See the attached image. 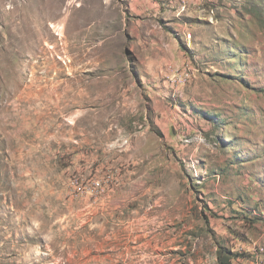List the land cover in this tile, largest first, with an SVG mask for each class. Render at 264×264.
Segmentation results:
<instances>
[{
    "label": "rangeland",
    "instance_id": "374dc122",
    "mask_svg": "<svg viewBox=\"0 0 264 264\" xmlns=\"http://www.w3.org/2000/svg\"><path fill=\"white\" fill-rule=\"evenodd\" d=\"M177 5L0 0V264H219L225 232L261 264L264 163L203 182L171 138L264 160V0Z\"/></svg>",
    "mask_w": 264,
    "mask_h": 264
},
{
    "label": "crops",
    "instance_id": "0c3cea01",
    "mask_svg": "<svg viewBox=\"0 0 264 264\" xmlns=\"http://www.w3.org/2000/svg\"><path fill=\"white\" fill-rule=\"evenodd\" d=\"M146 1L153 4L156 12L160 10L161 15H164L169 10V11H174L175 16H177L181 9L190 6V5H177L178 0H155L153 2H151V0H146ZM171 18L173 19L174 17H171ZM164 20L174 26H177L180 24L177 21L172 22L173 20H171L170 22L168 21L167 18H165ZM176 28L178 30V27ZM192 128H196V125H192V126L177 125L176 129L173 131L174 136L173 138H171V141L175 140L174 146L177 147V150L184 152L185 149H183L179 140H181V137H184L185 133L189 134V136L186 137L187 140L191 141L188 145H186L189 147L188 153H187L188 158L186 161L183 160V162L186 163L185 168L188 170L191 178H195L196 175H197V178L199 176H202L201 181L204 182L206 179L211 180L212 174L216 171H219L220 180H221L222 185H225L226 183H230L231 180L235 178L234 176H232L233 173L235 175L240 173L238 177V180L240 183L245 184V183L250 182L252 184L253 182L257 181V179L259 178L258 165H261L262 163H264V160L260 161V154H259L260 151L258 147L255 146L256 148H253V149H251L252 148L251 147L250 149L252 150V152H250V155H245L244 160L228 161V159H226L224 163V159L226 158V156H231V154L225 150L222 144V141L225 139H223V136L221 135L222 132L218 129V127L210 126V128H212L210 129V134L208 133L207 135H205V138L207 141L202 144L196 141L197 139L196 136H191L190 129ZM213 128H215V130H213ZM198 135H201L202 138L204 136L203 134H200V133ZM231 136H233V132L232 133L226 132L224 134L225 138H229ZM138 147H140V145H138ZM214 149L216 150V152L212 153ZM221 154L225 156L224 159L220 158ZM177 167L179 166L177 165ZM254 209H253V212L255 213ZM207 219L208 221H210L208 217ZM249 228L251 229V227ZM225 234L226 235L224 237L225 239L224 242L218 241L217 243L214 244L215 249L218 248L217 250H218V263L219 264H229L231 260L233 261L234 260H244V259H238L241 257L237 255H233V257H230V259H227L224 257L225 252L230 255L233 254V250L235 248H237L238 250L248 251L250 253V255L245 256V258L248 257L247 262H249V264H254L253 262H250L249 260L255 261L257 264L259 263L258 262L259 260L258 252L254 254L255 249H254L253 244L251 243V241H255V243L257 241L259 242L258 236H255L253 233L250 234L249 232H247L248 239L245 240L242 238V235L244 234V232L231 233L230 237L227 235V232H225ZM255 234L258 235V233H255ZM259 249L260 248H258L257 251ZM260 258H261V264H264V259H262L261 256Z\"/></svg>",
    "mask_w": 264,
    "mask_h": 264
},
{
    "label": "bare ground",
    "instance_id": "6f19581e",
    "mask_svg": "<svg viewBox=\"0 0 264 264\" xmlns=\"http://www.w3.org/2000/svg\"><path fill=\"white\" fill-rule=\"evenodd\" d=\"M19 125V124H18Z\"/></svg>",
    "mask_w": 264,
    "mask_h": 264
}]
</instances>
